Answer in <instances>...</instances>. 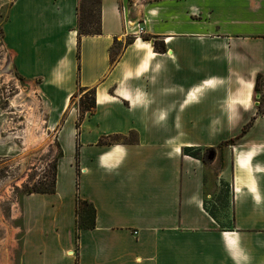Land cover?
<instances>
[{
	"label": "crops",
	"instance_id": "crops-1",
	"mask_svg": "<svg viewBox=\"0 0 264 264\" xmlns=\"http://www.w3.org/2000/svg\"><path fill=\"white\" fill-rule=\"evenodd\" d=\"M77 2L0 0L59 149L53 191L18 199L17 264H264V0H99L79 37ZM77 87L94 107L76 126ZM75 197L94 211L76 237Z\"/></svg>",
	"mask_w": 264,
	"mask_h": 264
},
{
	"label": "rangeland",
	"instance_id": "rangeland-1",
	"mask_svg": "<svg viewBox=\"0 0 264 264\" xmlns=\"http://www.w3.org/2000/svg\"><path fill=\"white\" fill-rule=\"evenodd\" d=\"M80 2L81 5L77 12L81 19L80 23L85 28L96 27L97 0H81ZM87 17L92 18V27L86 24ZM114 52L115 50L111 54ZM8 60L9 55L3 49L0 40V138L11 147L9 157H0V264H17L18 199L22 193L29 190H41L51 185L59 149L55 144L54 130L46 129V113L42 111L38 103H33V95L29 89L13 76L11 66L8 67ZM18 95L24 103H28L29 109H25L23 103H12ZM81 95L77 94L73 98L71 106L75 110H77L76 101ZM255 95L253 105L262 109L264 78L258 81ZM37 124L44 130L45 136L40 147L35 146L29 140L31 135H37L38 131L35 129ZM202 155L207 158L209 152L203 151ZM216 169L217 164L212 167L211 171L214 173ZM219 188L221 192L225 190L223 185ZM218 198L220 196L216 195L217 201H219ZM212 208L213 206L209 208V211Z\"/></svg>",
	"mask_w": 264,
	"mask_h": 264
},
{
	"label": "trees",
	"instance_id": "trees-1",
	"mask_svg": "<svg viewBox=\"0 0 264 264\" xmlns=\"http://www.w3.org/2000/svg\"><path fill=\"white\" fill-rule=\"evenodd\" d=\"M81 0H78L76 5V12H78ZM99 3V0H97V5ZM80 17L77 13V23H76V34L77 37L80 35H95L99 34V21H98V10H97V25L94 28H88L84 27L80 23ZM85 22L89 27L93 26L92 18L87 17L85 19ZM144 40H147V37H143ZM128 43V42H127ZM112 59V57H111ZM264 77L260 75H256L255 82L253 85V92L255 93L257 91L258 87V81L260 79H263ZM77 94H82L79 96L77 102V110H76V119H75V125L77 126L81 119L83 118L85 113H89L93 110L94 107V100H93V88H83V87H77L76 91L70 96L69 103H73V98L76 97ZM83 98V99H82ZM256 114L262 115L264 114V106L263 108L256 107ZM182 151L193 157H200L198 149H192L189 147L183 148ZM59 156V154H58ZM218 161H220V156H218ZM53 183H54V172L53 177L51 181V185L48 188L41 189V190H29L25 193H51L53 191ZM74 236H77L78 230L80 229H87L93 227V219H94V211L90 203H88L86 200L79 199L78 197H75V203H74Z\"/></svg>",
	"mask_w": 264,
	"mask_h": 264
},
{
	"label": "bare ground",
	"instance_id": "bare-ground-1",
	"mask_svg": "<svg viewBox=\"0 0 264 264\" xmlns=\"http://www.w3.org/2000/svg\"><path fill=\"white\" fill-rule=\"evenodd\" d=\"M33 98V103H38V100L35 98V96H32ZM24 98V97H23ZM23 100V99H22ZM21 100V96L20 95H18L15 99H14V101L12 102V103H17V104H21V103H23V105H24V108L25 109H29L28 107H29V105H28V103H24V101H22ZM19 101H22V102H19ZM23 108V109H24ZM31 110V109H30ZM30 111H28V113H29ZM33 116V115H32ZM33 118H35V117H33ZM35 120V119H34ZM42 122V121H41ZM30 123H32V122H30ZM38 123H39V121H38ZM28 129V128H27ZM30 129V128H29ZM35 129H37V131H38V133H37V135H31L30 136V138H29V140L31 141V143H33V144H35V146L37 145L38 147H40L41 146V143H42V141L44 140V130L43 129H41V127L40 126H38V124L37 125H35ZM34 130V129H33ZM33 130H32V132H33ZM28 132V131H27ZM29 134V133H28ZM26 138V137H25ZM29 144V143H28Z\"/></svg>",
	"mask_w": 264,
	"mask_h": 264
},
{
	"label": "water",
	"instance_id": "water-1",
	"mask_svg": "<svg viewBox=\"0 0 264 264\" xmlns=\"http://www.w3.org/2000/svg\"><path fill=\"white\" fill-rule=\"evenodd\" d=\"M212 156H213V154L211 153L210 157H212Z\"/></svg>",
	"mask_w": 264,
	"mask_h": 264
},
{
	"label": "built area",
	"instance_id": "built-area-1",
	"mask_svg": "<svg viewBox=\"0 0 264 264\" xmlns=\"http://www.w3.org/2000/svg\"><path fill=\"white\" fill-rule=\"evenodd\" d=\"M135 233V232H134ZM70 251L67 252V254L69 253Z\"/></svg>",
	"mask_w": 264,
	"mask_h": 264
}]
</instances>
